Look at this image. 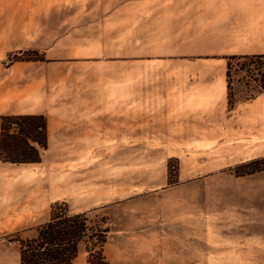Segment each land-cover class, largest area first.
Listing matches in <instances>:
<instances>
[{
  "label": "rangeland",
  "instance_id": "rangeland-1",
  "mask_svg": "<svg viewBox=\"0 0 264 264\" xmlns=\"http://www.w3.org/2000/svg\"><path fill=\"white\" fill-rule=\"evenodd\" d=\"M131 1L75 0L76 19L84 17L106 39L76 41L73 55L54 60L70 65V89L80 82L77 74L96 83L95 94L106 100L107 135L99 136L92 146L96 150L55 153L50 166L0 167V264H20V244L11 239L35 236L57 201H66L74 212L89 211L92 223L105 221L111 231L104 252L111 264H180L185 218L194 212V200L184 198L194 197L195 177L205 171L236 176L233 168L243 163L222 165L242 154L243 137L223 136L218 144L217 137L211 142L210 137L162 131L172 121L187 127L232 106L241 110L240 103L255 92L254 81L247 87L250 74L234 67L231 105L223 106L219 91L227 85L225 56L204 54L201 41L148 38L163 34L147 32L146 0ZM160 1L149 6L161 9ZM151 20L161 23L162 16ZM36 53L44 57L39 61L46 60ZM131 102L139 118L133 142L130 136L115 135L113 122L116 108L123 109V116ZM211 158L223 160L208 165ZM220 229L212 244L218 258L243 243V227ZM74 264H88L85 243Z\"/></svg>",
  "mask_w": 264,
  "mask_h": 264
},
{
  "label": "crops",
  "instance_id": "crops-1",
  "mask_svg": "<svg viewBox=\"0 0 264 264\" xmlns=\"http://www.w3.org/2000/svg\"><path fill=\"white\" fill-rule=\"evenodd\" d=\"M154 2L146 0L147 32L163 35L148 38L201 41L203 53L209 56L264 54V0H161L159 10L149 6ZM75 13V0H0V115L39 114L47 118L48 148L42 161L24 164L46 162L50 166L57 159L55 153L96 150L92 146L100 142L99 136L106 138V100L95 94L96 83L92 85L90 78L77 74L80 82L70 89V65L54 60L73 55L76 41L106 39L89 21L84 22V17L76 19ZM160 15L161 23L151 20ZM25 50L38 51L46 60L7 64L10 54ZM219 94L224 106L229 102L226 83ZM237 107L217 117L196 118L187 127L180 125L181 120L169 122L163 125L162 134L210 137L211 142L217 137L218 144L223 143V136L243 137L242 154L222 165L263 157L264 94L240 103L241 110ZM122 114L123 109L116 108L115 135L138 140L137 105L131 102ZM5 164L12 163L0 159V167ZM193 184L194 197L189 194L184 198L194 200V212L185 218L180 264L264 262V170L244 176L205 171ZM227 227H243V243L232 249V254L225 250L226 255L218 258L212 244L220 228ZM256 227L263 229L257 231Z\"/></svg>",
  "mask_w": 264,
  "mask_h": 264
},
{
  "label": "trees",
  "instance_id": "trees-1",
  "mask_svg": "<svg viewBox=\"0 0 264 264\" xmlns=\"http://www.w3.org/2000/svg\"><path fill=\"white\" fill-rule=\"evenodd\" d=\"M32 54H36L33 56ZM36 51L26 50L12 53L7 64L17 61L43 60ZM226 80L231 105V85L234 67L250 74L255 82V92L247 95L250 100L264 94V54L226 55ZM1 146L0 159L10 163H36L42 161V153L48 148L47 118L39 114L0 115ZM264 170V157L255 158L233 168L236 176L254 174ZM179 173L176 161L175 174ZM111 229L101 220L92 223L89 211L74 212L66 201L51 205L47 221L37 225L36 235L31 238H16L20 244V264H74L80 246L86 244L88 264H111L104 247Z\"/></svg>",
  "mask_w": 264,
  "mask_h": 264
}]
</instances>
